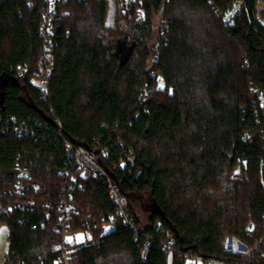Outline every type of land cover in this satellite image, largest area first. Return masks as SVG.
<instances>
[{
	"label": "trees",
	"instance_id": "16d2710c",
	"mask_svg": "<svg viewBox=\"0 0 264 264\" xmlns=\"http://www.w3.org/2000/svg\"><path fill=\"white\" fill-rule=\"evenodd\" d=\"M114 1V27L106 24L107 0L57 1L44 90L32 80L44 68L45 2L0 0V190L11 191L18 169L29 166L39 182L29 194L52 203L50 220L40 227L48 210L43 204L23 211L15 206L18 195L0 198V222L10 226L9 263L56 264L64 237L54 226L65 139L89 148L122 140L134 149L133 165L111 168L121 149L105 167L138 224L154 237L143 262L132 229L104 232L97 217L114 211L109 187L99 176L87 177L86 189L76 192L72 232L90 230L91 238L76 244V264H169L164 241L170 238L176 247L171 264H184V251L239 259L227 250V236L253 244L264 233V112L252 90L264 91L257 0H244L232 26L222 25L218 11L234 0ZM138 6L144 20L137 18ZM157 14L166 20L163 31L154 28ZM162 32L166 40L153 61ZM122 40L138 44L124 66L115 53ZM15 124L29 132L17 135ZM237 169L242 177L233 176ZM88 214L89 226L82 224ZM250 223L253 236L246 234Z\"/></svg>",
	"mask_w": 264,
	"mask_h": 264
},
{
	"label": "built area",
	"instance_id": "2783aa9c",
	"mask_svg": "<svg viewBox=\"0 0 264 264\" xmlns=\"http://www.w3.org/2000/svg\"><path fill=\"white\" fill-rule=\"evenodd\" d=\"M58 0H44L46 8L43 12V21L41 23V33L44 37V54L42 56V62L44 64V73L49 72L48 70L52 66V56H51V48H52V38L54 34V24L57 17V8L56 3ZM109 0H107L108 2ZM126 3H131L135 0H122ZM142 1V0H138ZM109 3V2H108ZM245 5L244 0H234L230 7L223 11H218L221 16L222 25L232 26L235 24L237 17L240 15L243 7ZM108 8V7H107ZM257 8L264 9V0H257ZM137 18L140 20H144L146 18V13L141 6L137 8ZM162 28L165 30L167 28V23L165 18L162 19ZM106 24L110 27H114V23H110L106 21ZM166 37L162 32L161 41L156 45L154 49V55L152 60L156 61L159 59V50L162 44L165 43ZM46 69V71H45ZM17 72L23 74L25 70L19 66L17 68ZM48 74L44 75V85L46 86V80L48 78ZM151 75L156 78L158 85L162 81V77L156 71H152ZM42 87L43 89L45 88ZM45 90V89H44ZM253 92L256 93V99L259 102L261 109L264 112V91L259 87H253ZM153 92V90H152ZM57 120V118L55 119ZM61 127H59L60 129ZM14 132L21 136L29 132L28 127H24L23 125H14ZM61 130V129H60ZM59 130L58 135L61 136L62 131ZM64 148L66 151V162L67 166L65 169L58 172L62 177L61 184V195L60 201L58 204V216L55 221L54 230L63 234V240L58 245L60 249L59 256L56 260V264H76L75 258L77 256V242L76 240L71 241L66 237L69 234L76 235V233H90L91 231L87 230L84 232H72V215L77 210L76 207V192L79 190H85L86 185L84 183V179L87 177H101L102 180H105L109 187L108 197L111 203L114 206V211L111 213H99L98 221L103 223L104 230L110 231L115 229L117 226L125 227L128 229H132L133 235V243L137 245H141L140 257L143 262H147L150 258V254L153 247V239L152 235H148L143 227L138 224L137 218L133 213L132 209H130L129 199L126 193H124L117 182L113 179L112 175L107 171L105 164L106 161L109 160L110 156L113 152L121 150L122 151L118 155V162H112V169H125L128 166L133 165L136 162V154L134 149L131 146H126L124 141L119 140L117 145L113 146H105L100 145L99 142L95 143L94 147L89 148L82 144H78L72 142L70 140H64ZM129 174L131 170L129 169ZM33 170L29 166L20 167L15 176L13 188L11 191L9 190H0V198L5 195H18L20 198H17L15 201V206L18 205L20 209L23 211L34 210L39 205L43 204L48 208L45 219L40 221L39 226L44 227L47 222L50 220V215L52 214V210L49 209L52 206L50 200L38 201L35 195L29 194V190H37L39 189V182L35 179ZM234 177H242V173L237 169L233 173ZM88 214L83 218L82 224L89 226L93 219ZM24 219V217L22 218ZM97 219H95V222ZM38 224H33V228H37ZM246 234L248 236H253L255 234V225L250 223L246 227ZM91 238L86 236V239ZM83 240V241H85ZM82 241V242H83ZM226 248L229 251H232L235 254H240L241 257L239 259H222L217 257H204L200 254L192 253V252H182L184 256V264H264V233L260 237V239L253 244H248L246 242L241 241L237 237L231 236L226 241ZM164 249L170 251V257L172 250H175L176 247L172 241V239H168L164 241ZM9 256L5 257L6 263H9ZM19 261L11 262L9 264H19Z\"/></svg>",
	"mask_w": 264,
	"mask_h": 264
},
{
	"label": "rangeland",
	"instance_id": "374dc122",
	"mask_svg": "<svg viewBox=\"0 0 264 264\" xmlns=\"http://www.w3.org/2000/svg\"><path fill=\"white\" fill-rule=\"evenodd\" d=\"M108 8H107V18L106 20L110 23H115V16H116V5H115V1L114 0H109L108 1ZM257 10V13H258V17L261 18V20L264 22V9L261 8V9H256ZM163 15L162 14H157V16L154 17L153 19V22L155 24V29H157L158 27H160V25H162L161 21L162 20ZM125 23V22H124ZM159 29V28H158ZM158 33L159 32H156V35L155 36H158ZM152 37L150 39V42H149V46L152 45V43H154L153 41H155V38L156 37ZM149 60V59H148ZM151 61V60H150ZM151 64V62H150ZM51 68L48 70L50 72ZM46 71V69H45ZM49 72H45V76L47 73ZM43 73H44V68L41 70V75L40 77H36L32 80L33 84L37 85L38 87H44V78H43ZM162 83V81H161ZM161 83H159V85L161 86ZM1 97V95H0ZM137 208L139 209V214H141V219H142V222L144 223L146 221V217L147 215L145 214V212L141 209L139 203L137 204ZM142 210V211H141ZM107 229L104 231L106 232ZM89 235V237L91 236L90 233H87ZM9 235H10V226L9 224L6 222V221H2L0 222V264H6V260H5V257H7L9 255V245H10V240H9ZM84 233H76V235H72V234H69L67 235V239L68 240H71V241H78L77 243H80L82 242L83 240H85L86 236H88ZM82 237V238H81ZM230 237L227 236L226 239H228ZM128 254L125 255V258H128L127 257ZM168 263L171 264L172 263V259L171 257H169L168 259ZM9 264V263H8Z\"/></svg>",
	"mask_w": 264,
	"mask_h": 264
},
{
	"label": "water",
	"instance_id": "95a60500",
	"mask_svg": "<svg viewBox=\"0 0 264 264\" xmlns=\"http://www.w3.org/2000/svg\"><path fill=\"white\" fill-rule=\"evenodd\" d=\"M115 53L117 58L120 59V66H124L131 59L135 48L137 47V41L134 40L131 44L126 43V41L122 40L116 43Z\"/></svg>",
	"mask_w": 264,
	"mask_h": 264
},
{
	"label": "snow or ice",
	"instance_id": "6c2138e0",
	"mask_svg": "<svg viewBox=\"0 0 264 264\" xmlns=\"http://www.w3.org/2000/svg\"><path fill=\"white\" fill-rule=\"evenodd\" d=\"M164 85H163V83H161V87H163ZM82 238V237H81Z\"/></svg>",
	"mask_w": 264,
	"mask_h": 264
}]
</instances>
